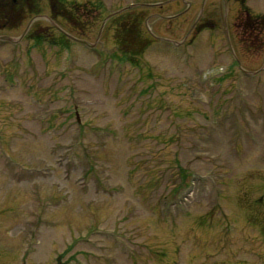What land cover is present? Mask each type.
Returning a JSON list of instances; mask_svg holds the SVG:
<instances>
[{
  "label": "rangeland",
  "instance_id": "374dc122",
  "mask_svg": "<svg viewBox=\"0 0 264 264\" xmlns=\"http://www.w3.org/2000/svg\"><path fill=\"white\" fill-rule=\"evenodd\" d=\"M65 1L94 47L0 41V264H264V0ZM136 4L133 63L107 17Z\"/></svg>",
  "mask_w": 264,
  "mask_h": 264
},
{
  "label": "trees",
  "instance_id": "16d2710c",
  "mask_svg": "<svg viewBox=\"0 0 264 264\" xmlns=\"http://www.w3.org/2000/svg\"><path fill=\"white\" fill-rule=\"evenodd\" d=\"M0 0V30L9 27L20 26L28 16L40 15V0ZM8 4V5H6ZM51 9V19L58 22L64 20L71 26L79 25L80 16L84 15L86 10L80 4L74 2L67 3L65 0H49ZM98 7V6H97ZM99 9V8H97ZM129 10L114 16L111 23L117 24V48L119 53L130 62L136 63L139 58L151 46V38L144 35L143 24L147 19L145 10H140L136 14ZM247 12V11H246ZM117 17V18H116ZM246 28L249 30L253 40H259L260 35H264V16H253L247 12ZM38 24H35L27 37L35 41L36 44L48 41V39H55L52 30L56 31L54 27L45 29L42 33L38 31ZM61 34V33H60ZM69 38L61 34L60 43L67 46L65 41ZM58 45L57 42H51ZM54 44V45H55Z\"/></svg>",
  "mask_w": 264,
  "mask_h": 264
},
{
  "label": "water",
  "instance_id": "95a60500",
  "mask_svg": "<svg viewBox=\"0 0 264 264\" xmlns=\"http://www.w3.org/2000/svg\"><path fill=\"white\" fill-rule=\"evenodd\" d=\"M141 5H142V4H136V5L128 6V7L123 8V9L117 11V12L112 13L108 18H111V17H113L114 15H117V14L123 13V12H125V11H127V10L132 9L133 7H137V6H141ZM47 19H48V18H47ZM35 20H36V18H34V19L31 21L30 25L27 27V29L25 30V32L22 34V36H21L20 38H18V39H14V38L9 37V36H0V41L10 42V43H13V44L18 43L20 40H22V39L26 36V34H27L28 31L30 30V28H31V26H32V24H33V22H34ZM48 20H49L52 24H54V23L52 22L51 19H48ZM60 30H61V29H60ZM65 34H66V33H65ZM66 35H67L69 38H71L72 40H75L76 42H79V43H81V44H83V45H86V46H88V47H94V46H95V44H90L89 42H87V41H85V40L77 39V38L72 37V36H70V35H68V34H66ZM244 72L246 73V71H244ZM248 74L250 75L249 72H248Z\"/></svg>",
  "mask_w": 264,
  "mask_h": 264
},
{
  "label": "flooded vegetation",
  "instance_id": "af4514ba",
  "mask_svg": "<svg viewBox=\"0 0 264 264\" xmlns=\"http://www.w3.org/2000/svg\"><path fill=\"white\" fill-rule=\"evenodd\" d=\"M16 1H17V0H14L13 2L16 3ZM6 5H8V4H6Z\"/></svg>",
  "mask_w": 264,
  "mask_h": 264
}]
</instances>
